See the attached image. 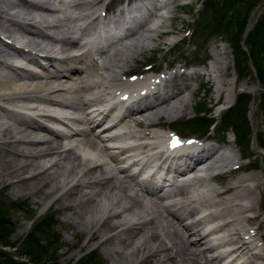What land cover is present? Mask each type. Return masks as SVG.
<instances>
[{
	"label": "bare ground",
	"instance_id": "6f19581e",
	"mask_svg": "<svg viewBox=\"0 0 264 264\" xmlns=\"http://www.w3.org/2000/svg\"><path fill=\"white\" fill-rule=\"evenodd\" d=\"M19 1L21 3L0 0L1 12L6 8L12 10L6 9L11 16L0 13V102L10 103L16 109L43 112L56 106L65 112L64 120L75 121L78 127L71 134H59L43 124L19 120L16 109L6 110L0 104V177H11L14 184L33 194L37 202L59 190L62 193L54 199H61L63 190L69 187L66 195L74 201L72 206L86 212L82 221L71 219V222L81 223L80 227L84 228L97 216L94 225L109 230L103 240L110 241L111 236L119 244L104 251L112 258L122 259L121 264H221L223 257H232L235 264H251L255 260L264 264V256L257 248L258 243L264 241V210L258 190L261 178L252 172L239 174L247 168L243 165L235 172L230 185H225L230 176L226 172L236 168L240 156L235 154L231 140L223 133L213 139L215 145L191 159L193 161L185 167L167 171L172 176L164 179L161 186L140 187L134 173L128 170L136 164L134 160L120 164L115 170L112 168L129 155L149 149L145 148L143 139L154 146L160 143L161 136L148 128L154 126L158 118L166 116L173 120L186 113L184 107L176 106V102L185 103L184 98L180 99L185 92L181 91L182 87L193 91L195 87L190 83L193 80L201 84L217 80L215 91L221 93L219 68L212 60L204 64L201 71L184 76L181 82L175 79L177 81L168 87L158 81L138 84L120 81L117 77L104 81L96 72L106 70L110 62L118 66L121 61L132 59L128 49L134 52L147 49L140 33H147L157 41L154 32L162 17H169L173 12V1L158 2L148 15L131 20L129 30L121 36H112L103 46L78 54L68 51L82 47L77 40L48 36L38 25L45 24L60 31L79 21L82 23L79 35L85 34L105 18V13L98 12L100 0ZM119 9H114L106 18L114 16ZM161 9H165L164 16L151 25V13ZM30 19H35L37 26L28 21ZM14 26L20 30L18 34ZM164 31L168 34L173 29ZM16 41L28 51H52L59 56L46 57L48 65L42 67V72L28 70L24 65H39L40 58L17 48ZM56 43L60 45L55 47ZM179 65L181 63L174 66ZM98 89L109 98L115 97L119 107L127 98H132L130 103L138 106L125 110L118 118L112 111L103 113L97 107L89 109L104 98L102 92L95 93ZM88 91L93 95L82 100L83 93ZM109 116L112 123L103 125ZM47 117L62 120L60 115L42 118ZM131 120L138 124L137 129L131 128ZM99 123L102 129L97 127ZM76 136L81 138L75 140ZM203 136L205 140L213 137L209 132ZM125 139L141 141L133 145L112 144ZM145 162L139 171L146 167ZM83 188L90 190L83 192ZM207 192L212 194L206 195ZM187 201H193V205L188 203L186 207ZM112 206H120L112 214L117 218V225L110 222L113 221L111 215L106 219L101 216ZM199 212L202 214L196 216ZM207 223L212 225L210 233L220 235L217 238L220 244L215 242L216 245L228 246L226 255H220L221 250L215 253V244L208 242L210 234L203 231ZM134 255L136 258L131 261Z\"/></svg>",
	"mask_w": 264,
	"mask_h": 264
},
{
	"label": "rangeland",
	"instance_id": "374dc122",
	"mask_svg": "<svg viewBox=\"0 0 264 264\" xmlns=\"http://www.w3.org/2000/svg\"><path fill=\"white\" fill-rule=\"evenodd\" d=\"M15 1L21 3L19 0ZM105 1L106 0H100L98 3V12L101 13L102 5ZM122 1L125 2L126 0H109V3H111L109 11L112 12L114 7ZM181 1H189L191 4L183 7L182 9L178 6L174 7V10L169 17H162L157 30L154 32V37H156L157 41L148 37L147 33H140L142 35L141 38L145 39L144 43L148 45L147 49L144 51L139 50L137 52L128 49V52L132 54V59L121 61L118 66H115L113 62H110L109 65L106 66V70H98L96 72L103 77L104 81L108 78L116 77L121 81L126 79L124 75L128 74L127 72H131L134 69H137L138 72L141 70V73L143 69L141 66H144V64L151 61L155 65H159L161 68L163 66L166 67V69H168L169 66L167 62L172 61H178L179 63H194L197 69H202L203 65L211 60L212 62L214 61L215 65L219 68L217 72L218 76L220 75L222 80L220 86L221 93L218 94V92L215 91L214 85H216L217 80L214 81V83H209L207 81L203 84L198 83V80H193L190 83L195 87L194 90L189 91L182 87L181 91L185 90V92L180 96V99L184 98L185 103L178 104L176 102V106L180 105V107L185 108L186 113L180 116L181 119L184 120L185 118L191 117L195 106L200 104L201 110H204L211 115V120L217 121L220 119V125L222 127H216L215 131L217 129L224 131L223 127H227L225 128L226 131L223 134L227 137V139L231 140L232 148L234 147L233 149L235 150V154L239 153L240 158L238 160L239 164L235 166L236 168H234L231 172H226V174L230 176L226 179L225 185L229 186L231 180L236 174L235 172H237V169L246 165L243 162H247V160L252 162V166H250L247 171L240 172L239 174L252 172V174H256V176L261 178V187H258V190L261 194V201L263 205L262 210H264V98H262L264 91L261 87L262 83H259L252 65L249 60L246 61V58V69L244 73L240 74V76L235 73L236 69L234 68L233 55L229 44L223 41L219 36L207 34L206 31L202 29V26L206 23L207 15L204 16L202 4L199 0ZM263 4L264 0L259 1L249 12L245 27V29L248 27L247 31L252 27L255 19L260 14ZM6 9L7 11L12 12L10 8ZM6 9L5 12L0 11V13L11 16L7 13ZM159 11L160 17L161 15L164 16L165 9H161ZM159 11H153L152 16L155 18V15H157ZM152 16L150 17L151 25H153ZM160 17L156 22L161 19ZM28 21H30L33 25H36L35 23H37L35 19H30ZM80 24L81 23L79 21L74 22L75 26ZM14 28L15 33L18 34L20 30L16 26H14ZM168 29H173V32L168 34L167 32L165 33L164 30ZM51 32L54 34V31ZM4 34L8 35L9 33ZM59 45V43H56L55 47H58ZM243 48H245L244 45ZM68 51H70V49H68ZM206 57H208L209 60L205 62L204 60ZM41 61L48 64L45 59H41ZM24 66L29 69H34L37 72H42L41 68L33 64ZM144 69L146 68L144 67ZM131 81L134 82L133 80ZM101 92L103 93L102 96H105L106 99L107 96L103 91ZM241 92H245L249 98L247 96L245 99V110L243 109L242 112H238L239 119L244 122V126L248 127V129L243 128L242 130V134H245L242 142L244 147H241L240 149L233 142V137L229 128L231 126V120L233 121V119L229 118V115L236 113L234 107L238 105V94ZM227 98L228 101H226ZM81 99L85 100L84 96H82ZM236 100L237 104L233 107ZM228 106H230V108L226 109ZM54 108L58 111H62V108H58L56 106H54ZM63 113L65 112H60V114ZM208 120L209 117L204 115L202 117V126H207V123H209ZM174 122L177 121L169 120L166 116H163L156 120L154 126L148 128L155 131L157 134H160L161 130L169 128V124ZM9 123L12 122L9 121ZM190 124L192 125L191 122ZM232 125L234 126V124ZM131 128L137 129L138 124L131 120ZM213 128H210L209 133H213ZM187 129L193 131L192 128ZM189 130H185L183 133L188 135L191 132ZM238 131L240 132V130ZM218 134H220V132ZM24 138L27 139L28 137ZM78 138H81V136H76L75 140ZM64 140L66 139L64 138ZM112 168L115 170L114 167ZM10 178L7 176L0 177V220H5V222H2V227L6 228V240L8 243L14 244V247L0 246V250L10 253L12 258L16 260L26 262L27 257L22 253L27 249L23 248L22 242L27 238L30 232L33 231L34 237L39 239V243L46 246L47 239L50 237L44 234L41 230H33V228L34 225L43 217L48 214H52L55 218V223L51 224L50 230L59 238L58 241L48 247L47 253L53 248L54 253H51L50 255L56 257V262L60 264H72L85 253L94 250L97 258L101 262L100 264H121L120 261L122 259L119 260L118 257L117 259L112 258L108 253H105L104 250H106L109 246L119 247V244L117 240L113 241L111 236H109L110 241L103 240V238L107 236L106 232L109 230H103L99 225H94L96 224L95 221L97 216H93V219H91L84 228L80 227L81 223L76 224L75 222H71V219L82 221L81 217L86 215V212L85 209L72 206L74 201L66 195V191L70 190L69 187L63 190L64 197L61 199H54L62 193V191L59 190L54 195L51 194L42 201L37 202L35 201L33 194H29L25 189H23V186L14 184L13 179ZM84 190L89 191L90 189L83 188L82 191L85 192ZM52 191H54V189ZM60 203L64 206H61ZM117 207L118 209L120 208V206L109 207L108 212L106 213V211H104L101 216L106 219V216L111 215L110 217H113V221L109 219L110 222L117 225V218L112 216V214L116 213ZM91 222L94 223L90 225ZM129 226L133 227L132 225ZM109 234H111V232ZM263 247L264 245L261 242L259 247V252L261 254H264ZM135 258L136 255H134L131 261ZM220 261H222V258ZM27 264L31 263L28 261Z\"/></svg>",
	"mask_w": 264,
	"mask_h": 264
},
{
	"label": "trees",
	"instance_id": "16d2710c",
	"mask_svg": "<svg viewBox=\"0 0 264 264\" xmlns=\"http://www.w3.org/2000/svg\"><path fill=\"white\" fill-rule=\"evenodd\" d=\"M259 1L261 0H199L202 4L204 16L207 15L206 23H204L202 29H204L207 34L219 36L223 41L229 44L233 55L234 68L238 76L244 73L246 69L245 58L246 61L249 60L259 83H262L261 87L264 91V4L252 27L245 32L248 14ZM243 45L245 48H243ZM247 96L246 93L238 94V105H236L237 100L233 105V107L236 105L234 107L236 113L229 115V118L233 119V121L231 120V129L235 135V141L241 147L244 145L242 142L245 137V134H242V130L243 128L248 129V127L244 126V122L239 119V113L242 112L243 109L245 110V99ZM262 98H264V93L262 94ZM195 110L198 113L200 112V104H197ZM202 122V117L196 116L195 120L191 121L193 131L206 129L207 126H202ZM232 124H234V126ZM184 127H189V125ZM238 130H240V132ZM54 219L52 214H48L38 221L33 228V230H41L50 237L47 239L46 246L40 244L39 239L35 238L34 232L31 231L22 242L23 248L27 249L25 252H21L27 257L26 262L16 260L12 258L10 253L0 250V264H27L28 261L31 264H60L56 262L55 256L50 255L54 253L53 248L47 253L48 247L58 241L59 238L50 230L51 224L55 223ZM2 222H5V220H0V246L14 247V244L8 243L6 240V228L2 227ZM100 263L95 251L91 250L79 257V259L72 264Z\"/></svg>",
	"mask_w": 264,
	"mask_h": 264
},
{
	"label": "snow or ice",
	"instance_id": "6c2138e0",
	"mask_svg": "<svg viewBox=\"0 0 264 264\" xmlns=\"http://www.w3.org/2000/svg\"><path fill=\"white\" fill-rule=\"evenodd\" d=\"M175 143H178V142L174 140V141H173V144L175 145Z\"/></svg>",
	"mask_w": 264,
	"mask_h": 264
}]
</instances>
